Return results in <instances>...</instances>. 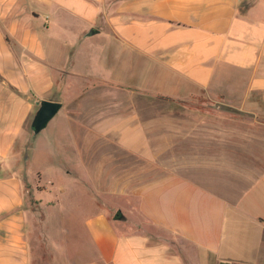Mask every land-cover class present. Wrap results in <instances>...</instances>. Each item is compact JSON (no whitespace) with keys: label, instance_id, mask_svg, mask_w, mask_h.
Masks as SVG:
<instances>
[{"label":"crops","instance_id":"crops-1","mask_svg":"<svg viewBox=\"0 0 264 264\" xmlns=\"http://www.w3.org/2000/svg\"><path fill=\"white\" fill-rule=\"evenodd\" d=\"M239 83L250 121L177 103ZM38 146L91 189L80 264H264V0H0V264H31L6 156Z\"/></svg>","mask_w":264,"mask_h":264},{"label":"rangeland","instance_id":"rangeland-1","mask_svg":"<svg viewBox=\"0 0 264 264\" xmlns=\"http://www.w3.org/2000/svg\"><path fill=\"white\" fill-rule=\"evenodd\" d=\"M242 85L243 83H239L227 89L216 87L211 90L210 94L205 91L195 94L201 98L210 95L212 98L218 99V101L209 99L212 103L210 105L187 104L185 101H178L177 103L182 108L211 109L214 112H220L221 110L224 113L237 111L243 114L242 118L244 120L250 121L251 113L237 106L238 101L244 95ZM118 92L122 96L123 90L118 89ZM224 98L231 99L228 100L230 104L222 103L219 106L220 99ZM172 107L176 109L175 103L170 108ZM62 110L59 109L60 113ZM146 111L153 112V109L148 107ZM20 139L22 141L24 136ZM20 146L21 144L18 147L19 149H21ZM36 149L38 151L32 152V154L31 152H18L6 156L8 166H14L15 164L13 168H17L21 176L29 174L28 179L26 178L24 182V205L28 210L27 236L31 246V264H62V262L65 263L68 260H74L76 264L84 263L94 256L91 237L85 224L86 217L92 209V201L87 195V192L91 189L89 186L80 188L74 184L73 177L60 165L61 158H59V155L68 158L69 163H67V166L73 167L75 165V169L72 170L73 173L76 168L79 170L80 160H75L71 152H62L58 155L47 152L42 146H38ZM8 169L9 172L12 171L11 167H8ZM51 180L53 181L50 182ZM59 183L63 186L67 183L68 187L62 196L61 203L58 204L60 192L57 184Z\"/></svg>","mask_w":264,"mask_h":264},{"label":"water","instance_id":"water-1","mask_svg":"<svg viewBox=\"0 0 264 264\" xmlns=\"http://www.w3.org/2000/svg\"><path fill=\"white\" fill-rule=\"evenodd\" d=\"M37 103H39V107L31 122V128L36 134L48 125L63 104L59 100L47 98L37 99Z\"/></svg>","mask_w":264,"mask_h":264},{"label":"trees","instance_id":"trees-1","mask_svg":"<svg viewBox=\"0 0 264 264\" xmlns=\"http://www.w3.org/2000/svg\"><path fill=\"white\" fill-rule=\"evenodd\" d=\"M161 97L168 98V99H172V98H170L169 96H164V95H163V96L161 95ZM222 264H229V263H227V262H223Z\"/></svg>","mask_w":264,"mask_h":264}]
</instances>
